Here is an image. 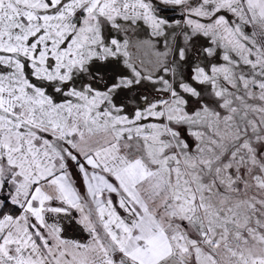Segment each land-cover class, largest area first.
<instances>
[{"label":"snow or ice","instance_id":"1","mask_svg":"<svg viewBox=\"0 0 264 264\" xmlns=\"http://www.w3.org/2000/svg\"><path fill=\"white\" fill-rule=\"evenodd\" d=\"M0 264H264V0H0Z\"/></svg>","mask_w":264,"mask_h":264},{"label":"rangeland","instance_id":"2","mask_svg":"<svg viewBox=\"0 0 264 264\" xmlns=\"http://www.w3.org/2000/svg\"><path fill=\"white\" fill-rule=\"evenodd\" d=\"M131 39L133 40H137V39H141V40H148V39H157L154 37H150L149 35V30L146 28H141L139 29L135 34L132 35ZM159 39H163V37H160Z\"/></svg>","mask_w":264,"mask_h":264},{"label":"crops","instance_id":"3","mask_svg":"<svg viewBox=\"0 0 264 264\" xmlns=\"http://www.w3.org/2000/svg\"><path fill=\"white\" fill-rule=\"evenodd\" d=\"M77 187H79L80 192L83 194V187L79 184V178L77 177ZM75 215V213H73ZM68 235L75 237V238H83V234L79 233L78 231H69Z\"/></svg>","mask_w":264,"mask_h":264}]
</instances>
